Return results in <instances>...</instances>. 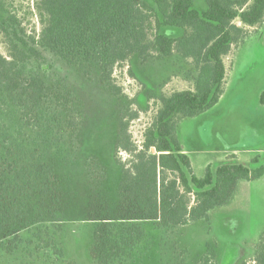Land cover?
Instances as JSON below:
<instances>
[{
  "label": "rangeland",
  "instance_id": "374dc122",
  "mask_svg": "<svg viewBox=\"0 0 264 264\" xmlns=\"http://www.w3.org/2000/svg\"><path fill=\"white\" fill-rule=\"evenodd\" d=\"M38 1L0 0V27L22 31L19 37L25 40L38 36L45 19L36 9ZM202 4L206 7L196 0L195 8ZM234 23L242 27L239 20ZM167 31L163 28L161 33ZM247 31L223 59L226 83L217 105L177 127L196 178L204 176L207 166L214 169L225 161L249 169L264 165V105L259 102L264 92V22ZM40 51L42 58L29 70L38 72L53 90L67 89L73 102L78 101L82 122L74 130L70 113L51 106L40 125L27 127L16 110L0 106L1 162L7 170L25 167L27 178L38 188L36 195L13 200L19 218L0 234V264H97L89 256L93 228L100 222V205L115 200L120 165L128 159L116 150L120 115L137 112L128 131L140 145L158 107L156 97L191 90L196 71L190 60L176 55L145 62L133 58L128 66L135 79L126 67L114 71L113 82L122 90L116 97L93 66H69ZM7 53L0 33V55ZM113 224L108 222L109 231ZM263 232L264 175L239 182L229 204L210 211L207 220L171 229L146 223L141 240L132 241L136 252L124 264H198L207 245L215 249L213 264H252Z\"/></svg>",
  "mask_w": 264,
  "mask_h": 264
},
{
  "label": "trees",
  "instance_id": "16d2710c",
  "mask_svg": "<svg viewBox=\"0 0 264 264\" xmlns=\"http://www.w3.org/2000/svg\"><path fill=\"white\" fill-rule=\"evenodd\" d=\"M203 1L206 7L200 11L196 0H39L36 9L45 19L38 36L25 40L19 37L22 31L0 27L8 52L0 55V106L16 110L27 127L40 125L51 106L70 113L74 130L82 122L78 101L73 102L67 89L53 90L38 72L29 70L32 62L42 58L40 50L69 66H93L116 97L122 90L113 82L114 71L126 67L127 75L135 79L128 66L133 58L145 62L176 55L190 60L196 71L191 90L156 97L158 107L140 145L128 131L137 112L120 115L116 150L128 159L120 165L115 200L100 205V222L93 228L89 256L97 264H124L136 252L138 246L132 241L141 240L146 223L171 229L207 220L210 211L229 204L239 182L264 175V165L249 169L225 161L214 169L207 166L204 176L196 178L178 141L179 123L204 114L223 95V59L244 39L248 28L264 22V0ZM163 28L169 35L161 33ZM176 30L181 34L173 37ZM259 102L264 105V92ZM12 169L7 170L0 159V234L19 218L14 202L38 194L25 167ZM110 221L114 227L109 231ZM215 257V249L207 245L198 264H213ZM251 262L264 264V232Z\"/></svg>",
  "mask_w": 264,
  "mask_h": 264
},
{
  "label": "crops",
  "instance_id": "0c3cea01",
  "mask_svg": "<svg viewBox=\"0 0 264 264\" xmlns=\"http://www.w3.org/2000/svg\"><path fill=\"white\" fill-rule=\"evenodd\" d=\"M195 4H196V2H195ZM198 10H200V11H203V10H205V7H203V4H202V7H201V9H198ZM177 32H179L178 30H176ZM179 35L181 34V31L178 33Z\"/></svg>",
  "mask_w": 264,
  "mask_h": 264
},
{
  "label": "built area",
  "instance_id": "2783aa9c",
  "mask_svg": "<svg viewBox=\"0 0 264 264\" xmlns=\"http://www.w3.org/2000/svg\"><path fill=\"white\" fill-rule=\"evenodd\" d=\"M252 264H254V263H252Z\"/></svg>",
  "mask_w": 264,
  "mask_h": 264
}]
</instances>
